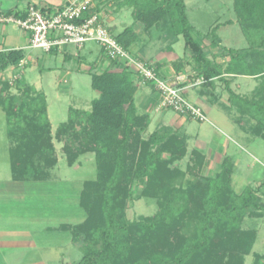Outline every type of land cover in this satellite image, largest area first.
I'll list each match as a JSON object with an SVG mask.
<instances>
[{"label":"trees","instance_id":"trees-1","mask_svg":"<svg viewBox=\"0 0 264 264\" xmlns=\"http://www.w3.org/2000/svg\"><path fill=\"white\" fill-rule=\"evenodd\" d=\"M120 2L132 8L135 20L145 30L158 26L170 43L182 35L196 72L194 77L205 79L201 86L213 90L216 81H224L228 103L221 105L243 129L249 128L250 133L264 140V0H234L248 46L226 48L229 60L225 69L208 58L205 45L195 36L185 0ZM210 33L211 46L220 47L215 29ZM115 37L129 50L139 34L127 27ZM22 58V51L0 52V68ZM186 62H174L177 71ZM154 66L160 74L162 63ZM128 68L126 65L122 71L92 73V87L99 97L93 100L90 110L70 108L68 120L56 130V136L65 141L64 152L70 165L87 152L94 153L97 162L96 178L86 180L80 193L85 220L60 227L69 231L73 243L83 250L82 258L74 264H244L257 233L243 229L242 222L247 214L259 216L262 213L257 211L264 209L257 189L247 186L241 193L234 190V161L230 155L224 157L215 175L202 176L186 187L172 184L179 171L171 166L186 156L188 136L166 125L144 136L151 118L149 113L138 111L137 85ZM230 74L257 79L252 96L236 92L231 87ZM17 87L23 88L21 95L10 93L8 82H3L0 89V104L13 142L12 177L47 179L58 158L46 96L30 85ZM250 120L254 123L249 124ZM194 155L205 165V154L194 150ZM142 179L144 187L139 196L158 198L159 208L153 216L130 220L126 211L134 196L131 186ZM253 208L257 211H250ZM188 217L196 220L194 235H178L175 228ZM256 256L253 264H264L262 256Z\"/></svg>","mask_w":264,"mask_h":264},{"label":"rangeland","instance_id":"rangeland-1","mask_svg":"<svg viewBox=\"0 0 264 264\" xmlns=\"http://www.w3.org/2000/svg\"><path fill=\"white\" fill-rule=\"evenodd\" d=\"M120 1L118 0L119 5L122 3ZM185 2L188 18L195 28L194 34L203 45L206 46L207 43L209 44V41L211 42L212 34L210 32L215 29L217 35L222 40V46L234 49L248 46V39L237 17L234 0H185ZM122 6V26L127 25L135 30L144 26L135 20L133 10L129 5ZM58 8L56 7L54 9L56 10ZM119 28L121 27L119 26ZM111 30L114 35L118 32L116 28H111ZM153 34L152 37L155 43H162L159 40L161 32L158 28L153 29ZM89 43L95 44L96 50L99 51L101 47L99 43L96 41H88L85 45ZM67 47L72 48L75 54L83 48H78L73 44L65 46V48ZM130 51L133 52L132 50ZM174 51L179 57H184L185 41L182 35L179 36V40L174 44ZM52 52L54 53V51ZM35 53L45 54L49 52L37 48ZM103 53L107 56L106 52L103 51ZM228 57L229 54L226 51V58ZM78 59L74 55L71 61L65 63L63 69L57 68L55 72L45 70L41 73L37 67H31L30 65H26L23 71L24 80L26 81L24 85L31 83L32 85L30 86L40 89V92H43L46 96L48 117L52 125L53 144L56 148L58 162L50 169V176L47 180L27 179L24 180L27 181L25 183L23 180H20L23 183L17 184L15 188L12 187L13 185H7V182L5 183L2 192L6 193V195L0 196L3 204H5L0 206V219L4 218L5 220L10 216L17 215L15 222H13L15 226L22 224V226H31L34 228L36 226L35 224L38 225V223L40 224L39 221L44 220H47L55 226L60 222L77 224L86 216L84 208L80 203V206L78 205V199H80L79 194L81 193L84 182L95 179L97 176L95 155L92 152L81 154L76 163L70 165L64 152L65 141H61L56 136L57 128L60 124L68 120L70 108L90 110L93 100L99 97V92L92 87L90 73L88 71L78 70L80 65ZM57 62L62 65L61 60H54L53 64H57ZM67 66H70L72 69L71 73L66 77L64 74L66 73L65 68ZM21 69L23 68L19 66L16 70L21 74ZM60 77L66 78L68 83L62 84L63 86L59 88L56 82ZM232 81V88L235 91L249 96H252L258 84V80L254 77L236 78V80L233 79ZM141 84L150 85L144 84L143 82ZM220 87L224 98H227L228 92L224 84H220ZM16 88L18 91H15L14 94L21 95L23 88ZM189 97L187 98L189 99ZM217 111L223 114L222 116L225 118V122L215 118L212 112L211 114L207 113L208 119L205 121L200 122L197 119H193L194 126L199 128V123H203L208 128L209 137H203V140L209 143H211V140L217 143V141L221 140V137L226 138L228 135L231 136L230 138L228 137L227 141L228 154L232 157L233 161L238 160L234 166L232 176L233 188L237 193H241L247 186L254 187L257 189L260 204L264 206V187L261 186L264 182V140L250 133L247 130L249 128L246 130L243 129L222 105L217 107ZM175 112L184 117H188L177 111ZM6 119L5 112L0 109V176L3 179L12 177L10 148L13 142L9 136ZM252 123L254 121L250 120L249 124ZM156 128L154 125L149 126L145 130L144 136L147 137ZM227 132L228 135L226 134ZM194 146L195 142L192 138L187 145L186 156L171 166L176 171H179L176 173V178L173 179L174 181L172 180V184L175 186L186 187L199 181L202 176L216 174V171H209L205 165L202 166L199 163V158L196 159L194 155V150H196ZM165 156L168 157L167 155ZM28 181L31 182L28 183ZM143 187V179L136 181L131 186L132 190H134V196L128 201L126 211L127 218L130 220L153 216L158 211V198L139 196ZM12 194L14 198H12ZM47 201L49 202V207L45 209L42 207V204ZM253 210L255 211L254 208L250 211ZM258 212L262 214L259 216L247 214L241 225L243 229H253L257 233L256 241L250 254L245 256L244 264H253L257 254L261 255V261H264V209L258 210ZM39 230L40 234L36 238L41 246L40 254L47 259L49 264H74L82 258L83 250L70 241L71 234L69 231ZM195 230L196 220L193 217H188L174 231H178V235L181 236H193Z\"/></svg>","mask_w":264,"mask_h":264},{"label":"crops","instance_id":"crops-1","mask_svg":"<svg viewBox=\"0 0 264 264\" xmlns=\"http://www.w3.org/2000/svg\"><path fill=\"white\" fill-rule=\"evenodd\" d=\"M95 1L97 7L103 13V20L105 24L108 25L110 29H118V34L122 32L125 28L129 27L127 25L122 26L123 23L121 11L123 10V6L118 4V0ZM66 2L67 0H0V13L13 14L18 17H24L26 14V10L31 3L39 5L46 12H53L55 10L54 8L61 7ZM119 26L121 28H119ZM155 28H158V30H160L161 32L159 40L162 41V43H155L152 37L154 35L153 29ZM136 31L138 32L139 37L131 45L130 50H132L135 54L145 60H149L154 63H162V66L159 70L162 76L166 78H173L175 75L182 73L185 74L189 80L196 79V77H194L196 75V72L193 66L191 65V55L186 50V48L184 57H179L174 51V44L177 41L174 43H170L169 39H167L165 36V32L162 31L158 26L152 27L149 31L145 30V26H143L137 29ZM221 43L222 40L220 38V44ZM209 44L207 43V45L204 46L208 58L221 64L223 69H225L227 65L226 60L227 62L229 60V57L226 58V47L222 46V44L220 47H213L211 46V44ZM223 48L224 50L222 53L221 51ZM36 49L37 48L31 46V33L29 31L22 29L15 23L0 22V52H8L13 50L22 51L23 58L21 60L26 61V64H24L23 66H20V60L18 63H10L4 69L0 68V89L2 87L3 82H8L10 85L9 91L12 94H14L15 91H18V89L16 88L18 84H25L26 82L24 80L23 73L26 65H30L31 67H37L41 71V73L45 70L55 72L57 68L63 69L65 63L67 61H71L74 55H76L79 58L78 61H80L78 70L88 71L91 75V79L92 73L94 72L100 73L106 69L113 71H122L126 68V64L123 60L116 61L109 59L103 53L101 47L99 51L96 50L95 44L89 43L84 45L81 51L77 52L76 54L74 53V50L70 47L64 48L60 51L54 49L52 50L54 51V53L51 51L45 54L35 53ZM182 59H185L187 62L181 71H177L176 67L174 66V62ZM54 60H61L62 65L60 63L58 64V62L57 64H53ZM19 66L23 68L21 69V74L16 70ZM65 69L66 73L64 75H66L67 77L71 73L72 68H70V66H67V68ZM128 69L133 72V79L137 85V90L135 93V102L138 111L141 113L146 112L150 114V126L154 125V127H159L161 125H166L178 129L188 136L187 143H189V141H191L193 138L195 142V149L202 152L206 156L205 166L209 169V171L218 172L221 168V164L224 157L226 155H229L227 141L228 137L230 138L231 136L228 135V132L226 133L228 136L226 138L221 137V140L217 141V143H214L213 140H211V143H209L208 141H204L203 137L206 138L207 136L209 137V135L208 128L203 123H199V128H196L193 123L194 118L184 117L173 110L159 109L158 94L155 88L151 85H142L141 79L139 78V75L137 74V71L134 67H129ZM15 77H17V79H14ZM61 77L56 82L59 88L63 86L62 84L68 83L66 81V78ZM224 77H226V73H224ZM249 77L252 78V76L245 75H228L231 87L233 79L236 80V78L240 79ZM220 84H224L226 89V83L224 81L218 80L216 81V87L213 90L210 87L198 86L186 89L185 94L187 97L190 96L189 100L197 106L201 107L206 115L207 113L211 114L213 112L212 114H214L213 116L215 118H217L219 121L222 120L223 122H225V118H223L222 116L223 114L217 111V107L221 105V102L228 103V96L227 98H224L223 93H221L222 89L220 87ZM26 85L32 84L26 83ZM36 89L40 91V89ZM236 92L239 93V91ZM215 95L218 97H216ZM221 95L222 97H220ZM0 109L3 110L1 104ZM235 161L234 166L235 164H237L238 160L236 162ZM6 182L7 185L11 184L14 188L17 184L23 183L20 180H14L13 177L3 179L0 176V196L6 195V193L2 192L3 186ZM25 182L27 181H24V183ZM29 182L31 181H28V183ZM7 196L9 195L7 194ZM12 198H14L13 194ZM79 203L80 199H78V205ZM1 205H5L3 204L2 199H0V206ZM42 207L47 209L49 207V202H44V204H42ZM16 216H10L5 220L4 218L0 219V264H49L47 259L40 254L41 246L38 243V239L36 238L40 234L39 229H41V231H67L61 229L60 227L62 224L70 223L60 222L57 226H55L47 220H44L39 221L40 224L38 223V225L35 224L36 226L34 228H32L31 226H22V224L15 226L13 222H15V218H17ZM85 218L86 216L78 223L83 222ZM70 241H72V235Z\"/></svg>","mask_w":264,"mask_h":264},{"label":"built area","instance_id":"built-area-1","mask_svg":"<svg viewBox=\"0 0 264 264\" xmlns=\"http://www.w3.org/2000/svg\"><path fill=\"white\" fill-rule=\"evenodd\" d=\"M0 22L15 23L31 33V46L46 52L62 50L73 44L82 48L88 41H96L111 60H123L128 67H134L141 75V82L152 85L158 94V106L172 109L199 121L207 120L201 107L192 103L185 90L201 85L205 79L189 80L182 73L173 78L158 74L153 62L134 56L115 37L105 24L103 13L97 9L95 0H67L53 12L31 3L24 17L0 13ZM26 64L21 60L20 66ZM14 79H17L15 77Z\"/></svg>","mask_w":264,"mask_h":264}]
</instances>
